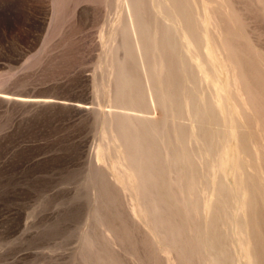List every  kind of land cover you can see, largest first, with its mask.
<instances>
[{"label":"rangeland","instance_id":"1","mask_svg":"<svg viewBox=\"0 0 264 264\" xmlns=\"http://www.w3.org/2000/svg\"><path fill=\"white\" fill-rule=\"evenodd\" d=\"M142 1L139 22L150 27L166 23L151 0ZM184 1L192 18L212 15L206 28H198L199 37L208 31L218 41L222 32L236 47L244 75L238 89L247 98L242 122L235 118L240 126L231 123L228 113L218 115L212 103L208 112L216 114L214 120H195L180 110L172 122L162 104L150 103L148 92L139 102L117 101L120 61L143 84L150 64L142 66L140 54L155 55L147 46L138 50L130 45L149 36L127 29L132 8L125 0H0V264H207L200 246L193 245L190 257H184V241L169 244L171 233L153 230L150 214L132 211L133 204L140 209L148 201L139 200L122 175L125 160L118 162L125 147L113 137L129 122L124 112L144 116V124L159 130L168 125L184 134L192 128L214 134L209 155L199 154V141L188 143L192 168L204 182L194 194L201 201L220 200L228 210L216 214L218 246L226 251L223 263L250 264L241 255L242 236L233 230L232 221L241 218L236 198L227 196L234 177L228 174L222 185V169L213 176L206 171L229 128L243 139L248 136L245 158H253L254 167L260 160L264 165V0ZM178 27L169 28L173 61L188 67L178 80L194 87L195 109L212 100L215 91L209 78L196 73L188 54L197 53L204 61L203 50L197 43L187 50ZM227 62L235 63V58ZM212 78L221 84L229 79L224 68ZM230 95V102L239 105L235 92ZM237 142H230L234 152H239ZM181 164L163 166L154 187L177 192L180 181L170 177ZM215 184L217 194L212 193ZM202 210L200 206L198 216L189 211L196 228L206 221ZM255 213L261 217L255 230L264 236V205ZM171 217L173 226L180 222L177 215Z\"/></svg>","mask_w":264,"mask_h":264},{"label":"bare ground","instance_id":"2","mask_svg":"<svg viewBox=\"0 0 264 264\" xmlns=\"http://www.w3.org/2000/svg\"><path fill=\"white\" fill-rule=\"evenodd\" d=\"M151 1L155 10L164 16L166 23L162 25L155 24L150 27L147 23L139 22L137 12L141 9H138V6H143L144 2L142 0H125L128 7L132 8L127 29H130L134 35L147 32L149 36L148 39L142 40L135 38L129 42L130 45L138 48V50L147 46L155 55L150 57L146 53L143 54L141 52L142 54H140L142 66H145L146 63L150 64V70L145 69L143 84L137 80L134 72L126 67L124 59L120 61V65L116 68L117 76L115 80V97L117 101L139 102L141 96L148 92L150 103L162 104L168 111L171 121L180 110L188 112L195 120H214L216 114L211 113L210 110L208 112L209 104L211 105L212 103L216 105L218 115L223 116L228 113L231 123L235 126L238 125L235 118H238V122L241 123L239 115L242 114L243 109L247 106L245 101L247 98L243 99L238 89L240 78L244 77V75L237 64L239 60L232 40L222 32H220L218 41L208 31H204L199 37L198 28H206L211 21L210 17L212 15L198 16L197 19L192 18L186 7V4L189 3L188 1ZM165 6L169 10H164L163 7ZM170 25L172 27L179 26L180 36L187 50H189L190 44L197 43L204 53V61L199 59L197 53L188 54L192 58L196 73H202L206 79L209 78L215 94L212 100L202 102L201 106L195 109H193V106L196 105V97L192 95L194 87L189 83L190 86L184 84L183 81L180 83L178 80L180 72L184 73L188 70V67L184 63L179 66L174 65V48L171 41V37L174 35L172 30L169 29ZM229 58H235V63H226ZM223 68L229 79L226 83L221 84L219 81L214 80L212 75L217 76ZM233 92L240 100L239 105L237 102L233 104L230 102V93ZM178 105L179 109L177 110L179 111H176ZM121 115L124 118H128L129 122L122 124L123 126L114 134L113 138L121 141L125 147L121 160L118 161L122 163L125 160L123 164L125 168L122 175L138 191V199L147 198L148 201L144 205L141 204L140 209H136L133 204L131 208L134 214H141L143 217L150 214L152 216L151 226L152 229L154 228L153 230L161 228L171 233L172 238L169 239V244L174 245L179 240L184 241L185 247L181 250L184 257H190L191 247L196 245L200 246L207 255V264H224L223 258L225 257L222 258V253L225 250L223 251L218 246L221 237L217 232L218 217L216 218V214L219 210L225 212L228 210L224 208V205L222 206L220 200L210 202V200L204 198L201 201V198L194 194L199 188H204V182L199 180L198 175L192 168L194 157L189 150L188 144L193 140L199 141L202 147L199 150V154L209 155L214 152L212 151L214 134L206 131L199 133L193 128L190 132L184 134L181 128L172 127L171 129L168 125L159 130L152 124H144V116L142 115H131L128 112H124ZM240 123L238 126L241 125ZM155 138L159 141L158 143H155L157 141H155ZM241 138L240 135L235 134L229 128L224 138L223 147L217 150L216 156L210 158L209 171L207 170L206 172L213 176L217 169H222L224 171V183L220 182L222 185L228 182V174L233 175L234 183L228 188L227 196L236 198L235 210H239L241 214L240 220L237 218L232 222L234 232L242 236V240L239 242L241 255L245 258L242 259L246 260V263L262 264V258H264V236H262L261 232H258L259 230H255L261 219L255 213V210L258 206L264 205V165L260 160L261 162H257V167H254L253 165H256V162L253 161V158H245L243 153L249 148L248 136L247 139ZM233 139L238 141L235 147L239 152H234L230 147V142ZM173 143L175 144L174 146ZM254 149L256 152L258 151L255 146ZM180 162L182 167L177 168L175 175L170 177V179L180 181L177 192H162L160 187H154L159 181L158 175L163 166H175ZM133 181L135 182L134 184ZM212 186V193L217 194V185ZM200 206L203 208L202 214L206 221L202 228H196L191 225L192 220L191 216H189V211H194L195 216H198L201 214ZM138 210L140 213H138ZM175 215L178 216L180 222L173 226L171 216ZM184 234L188 237L184 238Z\"/></svg>","mask_w":264,"mask_h":264}]
</instances>
